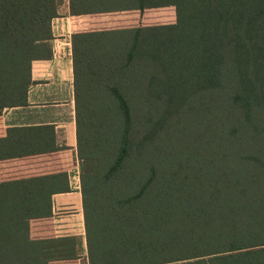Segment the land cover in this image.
Wrapping results in <instances>:
<instances>
[{"label": "trees", "instance_id": "16d2710c", "mask_svg": "<svg viewBox=\"0 0 264 264\" xmlns=\"http://www.w3.org/2000/svg\"><path fill=\"white\" fill-rule=\"evenodd\" d=\"M59 2L0 0V118L51 59ZM169 7L173 24L142 17ZM70 10L139 16L72 38L90 264H264V0ZM55 132L0 127V264L79 262L82 242L53 226V196L72 191Z\"/></svg>", "mask_w": 264, "mask_h": 264}, {"label": "crops", "instance_id": "0c3cea01", "mask_svg": "<svg viewBox=\"0 0 264 264\" xmlns=\"http://www.w3.org/2000/svg\"><path fill=\"white\" fill-rule=\"evenodd\" d=\"M59 16L52 21V57L32 64V83L27 105L6 108L0 118L3 132L12 128L54 126L59 146L69 148V193L53 196V226L58 237H77L85 250H80L78 264H88V249L81 193V168L78 159L75 76L72 38L74 34L106 29L129 28L137 14L125 11L106 15L72 16L70 0H60ZM121 18L111 25L109 17ZM103 26V27H102Z\"/></svg>", "mask_w": 264, "mask_h": 264}, {"label": "rangeland", "instance_id": "374dc122", "mask_svg": "<svg viewBox=\"0 0 264 264\" xmlns=\"http://www.w3.org/2000/svg\"><path fill=\"white\" fill-rule=\"evenodd\" d=\"M145 14V15H144ZM143 14L142 17H147L148 22H151V23H157V24H173L176 22V12H175V9L172 7H169V8H163V9H159V10H150V11H146L145 13ZM116 16H111L109 17V19H111V22L112 24L114 25V21L117 20L116 22L118 23V25H120L122 22H121V18H117ZM106 23H109L108 21H104ZM133 25H129V28H131L132 26H138L139 24L137 20H135V18H133ZM142 24V23H140ZM128 28V27H126ZM115 150V148H114ZM112 152L114 154V151L112 149ZM113 158V156H112ZM90 169V168H89ZM87 172H89L90 170H86ZM88 174V173H86ZM58 237V236H57ZM68 237H72V236H68ZM61 238V237H59ZM82 249L85 250V248L83 247L82 245ZM88 264H90V261H89V257H88ZM174 264H180V263H174Z\"/></svg>", "mask_w": 264, "mask_h": 264}]
</instances>
